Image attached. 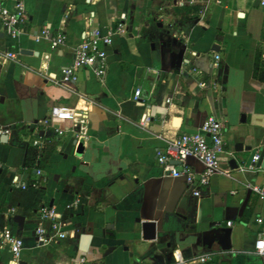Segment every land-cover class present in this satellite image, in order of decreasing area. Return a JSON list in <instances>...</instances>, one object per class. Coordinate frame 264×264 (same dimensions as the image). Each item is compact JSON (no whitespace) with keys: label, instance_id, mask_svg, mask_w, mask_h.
Instances as JSON below:
<instances>
[{"label":"crops","instance_id":"1","mask_svg":"<svg viewBox=\"0 0 264 264\" xmlns=\"http://www.w3.org/2000/svg\"><path fill=\"white\" fill-rule=\"evenodd\" d=\"M21 1L27 20L17 38L0 21V53H16L0 59V126H12L6 142L0 136V217L23 238L20 264H80L81 256L83 264H175L176 249L186 260L211 254L207 264H264L253 254L264 202L246 188L264 183V170L229 164L231 158L247 164L264 147V6L258 0ZM118 25L123 29L113 34L102 77L82 68L76 81L58 83L84 31ZM43 27L63 31L64 44L53 49L48 39L35 41ZM55 105L84 107L83 139H76L78 128L57 136L40 123ZM210 114L224 122L220 166L232 171L211 176L195 197L183 177L168 175L156 161L155 149L198 130ZM39 135L47 137L49 154L35 167L29 151ZM183 164L203 169L194 157ZM15 176L38 187L21 189ZM76 197L80 204L64 209ZM42 204L55 205L68 220L65 238L36 242ZM137 218L156 221L155 239L142 238Z\"/></svg>","mask_w":264,"mask_h":264},{"label":"built area","instance_id":"2","mask_svg":"<svg viewBox=\"0 0 264 264\" xmlns=\"http://www.w3.org/2000/svg\"><path fill=\"white\" fill-rule=\"evenodd\" d=\"M259 4L264 6V0H259ZM27 20L24 3L21 0H15L12 4H6L0 0V21L4 31L11 37L17 38L23 30ZM122 25H118L113 31H103L99 28H92L83 32L82 39L72 53V59L68 65L62 68L59 84L67 86L76 81L78 71L82 68L91 69L97 77H102L107 68V48L111 45L113 34L122 31ZM35 41L48 39L53 49H58L66 41V35L63 31L53 33L50 28L43 27L38 34L33 36ZM14 51L0 53V59H15ZM219 54H215L214 66L219 65ZM204 86V84L202 83ZM140 88L134 91V100L137 101L140 95ZM87 113L84 107L79 105L59 106L50 108L48 117L40 120L47 126L48 130L57 136L63 135L68 130L78 128L76 139H83L86 133ZM60 121H70V128L60 125ZM224 122L215 115H208L202 122L200 128L191 133H181L168 139L164 147L155 149L156 161L172 177H183L188 187L191 188V194L195 197L200 196L201 188L208 185L211 176L214 174L230 175L231 169H223L220 166V156L224 150ZM12 134L11 125L0 126V136ZM47 138V137H46ZM43 135H39L32 140L33 161L29 162L32 166H39L43 159V153L49 145V141ZM187 157H194L199 160L203 169L200 173H195L191 168L183 164ZM174 160L182 163L181 166L174 164ZM259 151L251 156L247 164L237 166L234 169L240 171H261L264 165L258 164ZM35 173L41 175L40 168H35ZM12 183L25 190H34L38 187L37 181L30 184L19 182L17 176L12 179ZM246 188L253 192L264 202V183H247ZM234 193V191H232ZM80 204V198H74L65 204L64 209L70 210ZM37 225L34 229L36 242L40 245L48 244L51 241H57L67 236L66 226L68 220L60 213L55 205L42 204L37 210ZM47 221L48 226L42 223ZM258 224L264 222L263 217L256 219ZM228 225L231 221L227 222ZM23 248V238L15 234L5 223H0V264H20V253ZM178 250V249H176ZM176 250L173 251L175 264H207L212 259L211 254H202L192 259H183L176 256ZM181 253V252H180ZM253 254L264 258V228L257 234L255 239ZM78 262H86L84 256L79 257Z\"/></svg>","mask_w":264,"mask_h":264},{"label":"water","instance_id":"3","mask_svg":"<svg viewBox=\"0 0 264 264\" xmlns=\"http://www.w3.org/2000/svg\"><path fill=\"white\" fill-rule=\"evenodd\" d=\"M259 2V0H258ZM169 33V32H168ZM27 53H30L31 51H24ZM1 139H3L4 142L7 141L8 136L7 135H1ZM243 148L242 143H237L235 146V151L239 152L241 151ZM245 149H250V147H246ZM82 151V145L81 143L77 144V148L75 150V153L77 155H80ZM174 164H178L179 161L174 160L173 161ZM258 164H261L262 166L264 165V147L261 148L260 152H259V160L257 162ZM230 167L232 168H236L238 166V163L236 161L235 158H231L229 161ZM1 168H0V172H1ZM55 179L58 178V175H55L54 177ZM53 201V199H51V202ZM23 219L24 217L22 215H14L13 220L16 221L18 223V225H22L23 223ZM137 222L140 223L141 225V236L143 239L145 240H152L155 239L157 237V231H156V221L155 220H141L140 218H137L136 220ZM114 249V246H109L106 251L104 252V255H107L108 253H110L112 250Z\"/></svg>","mask_w":264,"mask_h":264},{"label":"trees","instance_id":"4","mask_svg":"<svg viewBox=\"0 0 264 264\" xmlns=\"http://www.w3.org/2000/svg\"><path fill=\"white\" fill-rule=\"evenodd\" d=\"M29 154H30V156H31V159L28 161V163L29 162H32L33 161V151L31 150V151H29ZM49 154V151H48V149L47 150H45L44 151V153H43V159H42V161H45V159L47 158V155ZM46 156V157H45ZM41 161V162H42ZM30 164V163H29ZM25 190V189H24ZM3 221H2V219H1V217H0V223H2Z\"/></svg>","mask_w":264,"mask_h":264}]
</instances>
